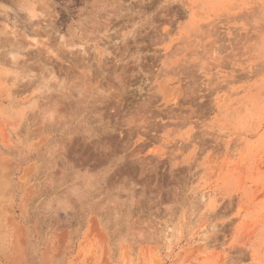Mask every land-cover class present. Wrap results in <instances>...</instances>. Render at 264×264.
Wrapping results in <instances>:
<instances>
[{
	"label": "rangeland",
	"instance_id": "rangeland-1",
	"mask_svg": "<svg viewBox=\"0 0 264 264\" xmlns=\"http://www.w3.org/2000/svg\"><path fill=\"white\" fill-rule=\"evenodd\" d=\"M0 264H264V0H0Z\"/></svg>",
	"mask_w": 264,
	"mask_h": 264
}]
</instances>
